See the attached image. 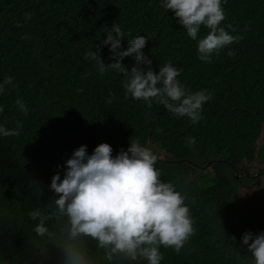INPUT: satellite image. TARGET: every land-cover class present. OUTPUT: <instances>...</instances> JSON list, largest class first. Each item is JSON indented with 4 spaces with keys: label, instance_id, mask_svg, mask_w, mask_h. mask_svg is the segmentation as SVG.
Returning <instances> with one entry per match:
<instances>
[{
    "label": "trees",
    "instance_id": "trees-1",
    "mask_svg": "<svg viewBox=\"0 0 264 264\" xmlns=\"http://www.w3.org/2000/svg\"><path fill=\"white\" fill-rule=\"evenodd\" d=\"M222 7L221 26L243 39L206 63L198 58V40L209 29L201 26L198 39H191L162 0H0V83L14 78L0 94V126L23 124L19 135H0V264H147L125 253L109 260L110 248L84 234L72 236L50 188L55 174L63 180L66 161L80 146L91 155L107 143L115 157L131 139L157 157L166 153V161L158 157L154 165L159 179L187 197L194 220V234L179 254L160 247V264H255L242 237L264 232V216L241 207L252 181L237 176L256 154L264 161V148L258 150L264 139V0H222ZM115 23L125 33L121 50L144 36L142 51L153 71L170 62L182 69L178 79L188 91L212 94L198 123L155 100L148 107L126 97L123 74H101L96 61L84 59L99 49L105 66L115 62L111 46L103 45ZM122 64L131 70L135 60L125 57ZM37 209L48 229L43 236L34 230L40 220L29 215Z\"/></svg>",
    "mask_w": 264,
    "mask_h": 264
},
{
    "label": "clouds",
    "instance_id": "clouds-1",
    "mask_svg": "<svg viewBox=\"0 0 264 264\" xmlns=\"http://www.w3.org/2000/svg\"><path fill=\"white\" fill-rule=\"evenodd\" d=\"M162 6L174 12L179 24L193 40L198 39L201 26L209 29L208 34L198 40V58L202 62L211 63L213 55L219 56L224 48L243 39L221 26L226 19L222 0H162ZM31 16V13L26 14V19ZM228 28L237 31L231 24ZM106 37L103 45L111 46V59L115 62L105 66L99 49L86 52L84 59L96 61L101 74L109 69L123 74L126 97L142 100L148 107L155 100L168 112L179 117L187 116L193 124L203 118V105L212 99V94L207 90L188 91L178 79L182 69L170 62L160 66L159 74L153 71L152 61L142 51L147 44L146 37L127 40V50H121L125 33L117 23ZM227 55L231 57L235 53L229 50ZM125 57L135 60L131 70L122 64ZM141 65H148V69ZM13 79L6 77L0 83V94L13 83ZM109 96L114 97V94L110 92ZM112 102V99L108 100V103ZM15 104L27 115L28 109L21 99ZM3 111L0 105V114ZM22 127V123H18L14 130L0 126V135H19ZM187 143L188 146L194 145L195 138H188ZM112 153L113 149L107 143L98 145L91 155L87 146L82 145L66 161L63 180L58 173L52 177L50 188L59 197L55 205L60 215L69 217L71 235L84 234L96 239L100 247L110 248L109 260L114 253H125L132 260L160 264L164 258L161 246L170 247L179 254L195 231L194 220L185 203L187 197L176 191L171 183L159 179L162 173L154 167L157 155L138 140L131 139L127 151L121 149L115 157ZM29 215L33 220H40L35 232L40 236L47 233L43 223L45 217L40 210ZM242 241L248 245L247 250L254 257L255 264H264V232L255 236L245 233Z\"/></svg>",
    "mask_w": 264,
    "mask_h": 264
},
{
    "label": "rangeland",
    "instance_id": "rangeland-1",
    "mask_svg": "<svg viewBox=\"0 0 264 264\" xmlns=\"http://www.w3.org/2000/svg\"><path fill=\"white\" fill-rule=\"evenodd\" d=\"M263 148H264V139L261 141L258 150ZM158 157L161 159L165 158L166 153L161 151ZM246 165L247 168L250 169L252 173H256L260 169L264 168V161L260 160L258 154H256L255 161L252 163H247ZM258 188H262V185L257 188L252 187L250 189L243 190L242 195L239 199V203L242 208L253 211L258 215L264 216V188L260 190H258Z\"/></svg>",
    "mask_w": 264,
    "mask_h": 264
},
{
    "label": "flooded vegetation",
    "instance_id": "flooded-vegetation-1",
    "mask_svg": "<svg viewBox=\"0 0 264 264\" xmlns=\"http://www.w3.org/2000/svg\"><path fill=\"white\" fill-rule=\"evenodd\" d=\"M240 172L241 175L237 176L239 180L247 177L252 181L250 185H245V187L248 189L254 187L255 185H258L257 187H260L261 186L260 184L264 182V168L260 169L256 173H252L251 170L248 168L242 169Z\"/></svg>",
    "mask_w": 264,
    "mask_h": 264
},
{
    "label": "water",
    "instance_id": "water-1",
    "mask_svg": "<svg viewBox=\"0 0 264 264\" xmlns=\"http://www.w3.org/2000/svg\"><path fill=\"white\" fill-rule=\"evenodd\" d=\"M160 160L166 161L165 158H162V159H160ZM256 184H258V183H256Z\"/></svg>",
    "mask_w": 264,
    "mask_h": 264
}]
</instances>
